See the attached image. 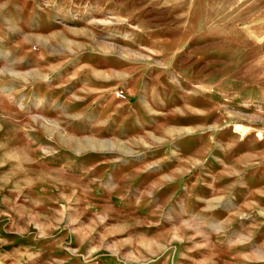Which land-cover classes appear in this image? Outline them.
<instances>
[{
    "label": "rangeland",
    "instance_id": "374dc122",
    "mask_svg": "<svg viewBox=\"0 0 264 264\" xmlns=\"http://www.w3.org/2000/svg\"><path fill=\"white\" fill-rule=\"evenodd\" d=\"M0 264H264V0H0Z\"/></svg>",
    "mask_w": 264,
    "mask_h": 264
}]
</instances>
